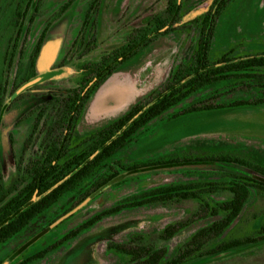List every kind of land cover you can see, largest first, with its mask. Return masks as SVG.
I'll use <instances>...</instances> for the list:
<instances>
[{
	"label": "rangeland",
	"instance_id": "obj_1",
	"mask_svg": "<svg viewBox=\"0 0 264 264\" xmlns=\"http://www.w3.org/2000/svg\"><path fill=\"white\" fill-rule=\"evenodd\" d=\"M20 1L0 0V103H11L4 113L0 112V158L6 187L14 185L21 175L19 166H23L28 156L42 146L49 110V107L43 108L45 103L77 85L81 77L80 65L96 61L123 44L132 29L142 26L167 6V0H100L94 15L96 26H87L81 34L85 13L95 0H42L40 12L25 36L26 41H23L35 6L30 7L21 37L17 39L15 12ZM212 1L185 0L181 18L173 31L127 61L98 88L86 105L77 135L85 136L116 119L160 86L176 67L187 62L196 48L200 17ZM9 2L12 6L8 7ZM66 5L68 7L64 12ZM92 36H95L92 49L82 52ZM229 51H232L229 56L234 57L264 53V0H234L228 5L219 19L212 58L222 57ZM33 76L36 77L16 87ZM247 98L237 94L236 98L223 97L221 102ZM53 113L54 110L51 112L54 118ZM167 118L165 116L164 120L148 125L137 141L117 157L132 162L169 151L176 156L230 154L264 165V105L206 110L172 120ZM223 170L219 167L175 168L169 173L152 172L133 177L120 186L106 190L94 203L74 215L66 223L68 226L62 225L34 241L42 227L64 210L62 208L71 196L65 195L25 231L0 248V263L30 240L25 246L27 251L23 258L36 254L61 238L75 221L114 206L128 196L161 184L220 180ZM227 196V192H222L215 198L219 200ZM198 209L197 202L182 201L125 210L106 218L78 240L66 243L48 259L32 264H128L127 256L108 249L107 244L109 240L128 242L136 235L142 238L138 243L165 247L173 255L178 246L204 222L181 232L170 241H163L160 233L168 224L188 219ZM263 215L264 193L253 192L240 219L225 232L223 239L256 234ZM216 243L218 241L211 246ZM187 264H264V243L244 251L235 249L227 255L206 257Z\"/></svg>",
	"mask_w": 264,
	"mask_h": 264
},
{
	"label": "trees",
	"instance_id": "obj_2",
	"mask_svg": "<svg viewBox=\"0 0 264 264\" xmlns=\"http://www.w3.org/2000/svg\"><path fill=\"white\" fill-rule=\"evenodd\" d=\"M184 1L167 0L163 11L142 26L132 29L123 44L106 52L96 61H87L80 65L81 77L75 87L60 95L64 101L57 103L54 118L52 111L47 112L43 149L40 147L36 153H31L25 164L19 166L21 175L12 187H6L4 183L0 158V224L4 222L0 225V248L25 231L65 195L77 192L89 182H93L92 187L81 194L79 201L93 191H105L120 186L133 177L157 172L166 167L178 170L219 167L224 170L220 180L169 184L128 196L71 230L62 241L71 240L106 217L118 215L125 210L156 203L192 200L199 204V209L188 219L168 225L160 234L163 241H169L181 232L204 222L178 246L173 255L165 247L138 243L142 238L137 235L128 242H112L110 248L127 256L128 264H187L206 257L227 255L235 249L244 251L264 243V215L256 234L223 239L225 232L240 219L253 192L264 193V165L230 154H179L172 159L151 157L132 162H125L117 157L137 141L148 125L159 119L164 120L165 116H168L167 120H172L206 110L264 105V53L234 57L229 56L232 53L229 51L222 57L212 58L219 19L234 0H213L207 11L201 15L196 48L188 62L176 67L160 86L116 119L85 136L77 135L86 105L98 88L127 61L158 38L173 31L181 18ZM10 2L8 7L12 6ZM36 2L37 0H21L17 5L14 3L17 39L21 37L30 7L35 6ZM99 3L100 0H95L90 5L86 13L85 27L96 26L95 14ZM38 7L39 5L36 9ZM67 7L68 5L64 12ZM34 17L35 14L30 16L24 37L30 31ZM94 42L95 36H92L84 52L91 50ZM34 77L36 76L25 79L16 87ZM237 94L249 98L221 102L223 97L236 98ZM10 105L11 103H0V112L4 113ZM222 192H227L228 196L217 200L215 196ZM54 229L53 223L48 225L34 237V241ZM214 241L218 243L211 246ZM59 245L61 244L48 245L28 259L20 261V264L44 258Z\"/></svg>",
	"mask_w": 264,
	"mask_h": 264
},
{
	"label": "flooded vegetation",
	"instance_id": "obj_3",
	"mask_svg": "<svg viewBox=\"0 0 264 264\" xmlns=\"http://www.w3.org/2000/svg\"><path fill=\"white\" fill-rule=\"evenodd\" d=\"M42 4V1H40V0H37V2H36V5H35V7H34V11H33V13L32 14H35V17L39 14V12H40V5ZM39 5V7L36 9V6H38ZM88 11V10H87ZM87 11H86V13H87ZM86 13H85V18H84V22H83V28H82V32H81V34L84 32V30L86 29V27H85V19H86ZM32 16V15H31ZM34 17V18H35ZM30 18V17H29ZM27 19V18H26ZM29 21V20H28ZM41 39V38H40ZM42 39H43V36H42ZM41 39V40H42ZM77 41H78V39H76ZM89 40H90V38H89ZM89 40H87V42H89ZM24 41H26V37H24ZM75 42V41H74ZM74 44V43H73ZM87 44V43H86ZM38 45L39 44H37V47H36V50H35V54H37L38 53V50H39V48H38ZM82 52H84V49L82 50ZM85 53V52H84ZM67 90V89H66ZM63 94V93H62ZM61 94H59L57 97H55V98H52V99H50V100H48L47 101V103H45V105L43 106V108H48L49 107V110H48V112H51L52 110H55V108H56V105H57V103H59V102H62V101H64V98L62 97V96H60ZM46 104H48V105H46ZM50 104V105H49ZM85 112V111H84ZM89 134V133H88ZM41 148H42V146H41ZM43 149V148H42ZM31 155V154H30ZM29 157V156H28ZM157 159H172V158H176V153H173V152H171V151H169V152H166L164 155H158V156H155ZM155 157H153V158H155ZM173 169H175V168H165V169H161V170H158L157 172H167V173H169V172H173ZM92 184H93V182H89V183H87L86 185H84V186H82V188H80L77 192H74V193H70V197H69V199H67V201H66V204L63 206V208L62 209H64L62 212H61V214H59L56 218H54V219H52L50 222H47L43 227H42V230L44 229V228H46L48 225H50V224H52L53 223V225L55 226V229L53 230V231H55V230H57V229H59L60 228V226H62V225H66V223L68 222V221H71V219L73 218V216L74 215H76L77 213H80L81 211H83V210H85L88 206H90V204H92V203H94L97 199H99L100 197H101V195L106 191H102V190H96V191H93V192H91L88 196H86L83 200H81V201H79V199H80V197H81V194H83L86 190H88V189H90L91 187H92ZM171 184V183H170ZM166 185H169V184H161V185H157L156 187H158V186H166ZM73 194V195H72ZM93 195V197L85 204V205H83L80 209H78L77 211H75V212H73V213H71L70 214V212L71 211H73L75 208H77L83 201H85L89 196H92ZM62 200V199H61ZM60 200V201H61ZM59 201V202H60ZM123 201V200H122ZM187 201H192V200H187ZM58 202V203H59ZM58 203H56V204H58ZM55 204V205H56ZM158 204H161V205H170V204H176L175 202H172V203H168V204H162V203H158ZM146 206H149V205H146ZM145 206V207H146ZM111 207H113V206H110V207H108V208H111ZM108 208H105V209H108ZM140 208H142V207H140ZM105 209H102V210H99V211H97V212H95V213H93L92 215H90V216H87V217H85V218H83L82 220H79V221H75L74 223H72V225H73V227L72 228H70L61 238H58L57 240H55L52 244H50V245H53V244H55V243H59V244H61V245H59L55 250H53V251H51V253H49V255H47V256H45L44 258H39V259H36V260H34V261H38V262H41V261H44V260H46V259H48V257H50V255H53V254H55L56 252H58L59 250H61L63 247H64V245L66 244V243H72V242H74V241H76V240H78L79 238H81L83 235H85L86 233H88V232H91L92 231V229L97 225V224H99L100 222H102L103 220H105L106 218H109V217H112V216H109V217H106L105 219H103L102 221H100V222H98V223H96L95 225H93L92 227H90L89 229H87V230H84V232L83 233H81L79 236H77V237H75V238H72L71 240H67V241H62V239L63 238H66V236L68 235V233L71 231V230H73V229H76V228H78L79 226H81L83 223H85L86 221H88L89 219H91L92 217H94L95 215H97L98 213H100L101 211H103V210H105ZM136 209H138V208H136ZM119 215V214H118ZM116 216V215H115ZM178 222V221H177ZM173 223H176V222H173ZM173 223H170V224H173ZM170 224H168V225H170ZM69 225V224H68ZM68 225H66V226H68ZM75 225V226H74ZM167 225V226H168ZM166 226V227H167ZM165 227V228H166ZM164 228V229H165ZM163 229V230H164ZM162 230V231H163ZM52 231V232H53ZM161 234V233H160ZM174 238V237H173ZM170 241V240H169ZM31 241H29V242H26V243H23L22 244V246H20L19 248H17V249H15V250H13L12 252H11V254L6 258V259H4L0 264H4L5 263V261L10 257V256H12L13 254H15V253H17L18 252V250H20L22 247H24L23 248V250L24 251H22L20 254H16V256L15 257H13V259H12V261L9 263V264H20V261H22V260H25V259H28L30 256H26V257H24L23 258V255L25 254V252L27 251L26 249H25V246L27 245V244H29ZM112 242H119V241H116V240H109L108 241V244H107V247H108V249H110V250H114V249H112V248H110V243H112ZM47 247V246H46ZM45 247V248H46ZM50 247V246H49ZM115 251V250H114ZM35 255V254H34ZM34 261H32V262H30V263H28V264H32Z\"/></svg>",
	"mask_w": 264,
	"mask_h": 264
},
{
	"label": "water",
	"instance_id": "obj_4",
	"mask_svg": "<svg viewBox=\"0 0 264 264\" xmlns=\"http://www.w3.org/2000/svg\"><path fill=\"white\" fill-rule=\"evenodd\" d=\"M93 197V195L92 196H89L85 201H83L77 208H75L73 211H71L70 212V214L71 213H73V212H75V211H77L78 209H80L83 205H85L91 198ZM4 222H2L0 225H2ZM23 248L24 247H22L20 250H18V252L17 253H15V254H13L12 256H10L6 261H5V263L4 264H9L11 261H12V259H13V257H15L16 256V254H20L22 251H23Z\"/></svg>",
	"mask_w": 264,
	"mask_h": 264
},
{
	"label": "crops",
	"instance_id": "obj_5",
	"mask_svg": "<svg viewBox=\"0 0 264 264\" xmlns=\"http://www.w3.org/2000/svg\"><path fill=\"white\" fill-rule=\"evenodd\" d=\"M143 51H145V50H143ZM188 62V61H187ZM186 63V62H185Z\"/></svg>",
	"mask_w": 264,
	"mask_h": 264
}]
</instances>
